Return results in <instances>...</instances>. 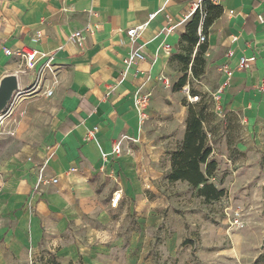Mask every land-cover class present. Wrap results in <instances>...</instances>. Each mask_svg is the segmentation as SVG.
<instances>
[{
  "label": "crops",
  "instance_id": "crops-1",
  "mask_svg": "<svg viewBox=\"0 0 264 264\" xmlns=\"http://www.w3.org/2000/svg\"><path fill=\"white\" fill-rule=\"evenodd\" d=\"M193 1L0 0V84L7 76L18 78L17 91L0 112V264H40L44 247L60 264H109L103 258L118 247L135 252L141 246L144 233L133 228L130 244L123 245L122 226L130 214L149 231L170 206L173 189L191 187L168 180L171 157L140 118L137 101L149 92L155 97L161 78L182 77L177 55L185 52L181 40L195 15ZM211 13L206 41L192 52L193 60L200 45L204 50L200 84L215 92L228 65L234 76L221 107L252 120L264 112L258 89L264 76V0H218ZM145 23L132 40L127 31ZM77 30L85 37L83 48L70 40ZM7 48L54 54L60 82L52 96L45 93L48 78L37 85L44 60L22 73ZM137 49L146 59L126 64ZM242 56L256 60L240 70ZM43 164L46 177H57V183L39 181ZM118 190L122 196L113 207ZM167 240L171 247L174 237ZM165 251L176 254L175 248Z\"/></svg>",
  "mask_w": 264,
  "mask_h": 264
},
{
  "label": "rangeland",
  "instance_id": "rangeland-1",
  "mask_svg": "<svg viewBox=\"0 0 264 264\" xmlns=\"http://www.w3.org/2000/svg\"><path fill=\"white\" fill-rule=\"evenodd\" d=\"M178 76L187 74L184 86L201 93L205 75L193 77L178 64ZM192 73V75H191ZM182 75V76H183ZM178 79L161 78L155 97L149 92L145 123L151 133L166 145L167 156L180 147L181 130L186 127L188 98ZM208 85V84H206ZM202 94V93H201ZM207 130L211 134L212 158L218 168L211 178L225 194L206 203L197 189H173V199L161 211L160 221L148 231L140 227L136 214H130L122 226L123 245L130 244L131 229L141 231L143 241L135 252L119 247L103 261L109 264H252L264 255V112L248 116L216 109L211 98L207 105ZM240 208L245 226L230 228L227 208ZM230 216L232 209L228 210ZM149 233L150 238L147 237ZM174 237L171 247L169 238ZM165 248H175L170 255ZM48 247L41 249L45 259ZM102 259V258H101ZM76 264H83L81 260Z\"/></svg>",
  "mask_w": 264,
  "mask_h": 264
},
{
  "label": "trees",
  "instance_id": "trees-1",
  "mask_svg": "<svg viewBox=\"0 0 264 264\" xmlns=\"http://www.w3.org/2000/svg\"><path fill=\"white\" fill-rule=\"evenodd\" d=\"M211 2L206 3L207 17L202 25V31L205 33L208 25L211 23L214 15L211 13ZM200 15L196 12L188 25L187 32L182 35L183 50L177 57L183 62L185 70L191 65V70L195 77L204 72L205 58L203 57V48L200 45L197 49L194 59L192 52L194 46L199 41ZM187 74H184L176 83L178 88L185 85ZM208 102L201 104L188 103V116L186 120V130L183 141L176 150L171 153V171L167 178L170 182L185 181L192 188L197 189L198 195L206 203L220 199L225 190L219 188L211 178L218 168L217 160L212 158L213 147L211 137L207 130V107ZM49 257L39 256L40 264H60L55 254L46 251ZM34 264H37L35 262ZM252 264H264V255H261Z\"/></svg>",
  "mask_w": 264,
  "mask_h": 264
},
{
  "label": "built area",
  "instance_id": "built-area-1",
  "mask_svg": "<svg viewBox=\"0 0 264 264\" xmlns=\"http://www.w3.org/2000/svg\"><path fill=\"white\" fill-rule=\"evenodd\" d=\"M217 1L218 0H194L192 2V12L194 14L196 12H199V15H200V28H199L198 43H202L206 41V38H207L206 34L203 33L202 31V25L207 17L206 3L207 2L215 3ZM155 15H156L155 13L150 14V19H152ZM146 25L147 23L141 24L140 26L136 28H131L127 31V34L133 40L140 34V32L144 29ZM37 37L40 38L41 35L38 34ZM70 40L80 48H83L85 45V37L83 36V33L81 30H77L73 32L72 34H70ZM165 47L169 49L170 45L166 44ZM5 53L7 55H14L18 57V59L20 60V65H21L19 71L22 73H26L28 70L34 69L40 60H44V62L42 63L38 71L39 73H38V78H37V85L45 83L46 79L48 78L49 82L47 83V88H46L45 93L48 96H52L54 94L55 88L60 82V76H59L60 68L53 61L54 60L53 53L43 52L37 49H26V48L18 49L15 51L11 50L10 48H7L5 50ZM232 55H233V52L230 51L228 53V56H232ZM145 59H146L145 53L141 49H137V50H134L124 61L126 64L130 65L136 61H143ZM255 60H256L255 56H251V57L242 56L239 58L238 68L240 70H243L249 66V63L254 62ZM222 72L224 73L225 78L220 84V86L212 94H209L205 90H203L201 94L197 91H192L189 88V86H184L183 91L186 94L188 101L193 104H201V103L208 102V99L211 98L215 104L216 109H219V110L222 109L221 107L222 96L225 92V89L231 83V79L234 76V70L231 69L228 65H224L222 67ZM258 89L261 93L264 94V76L262 77L258 85ZM149 101H150V95L148 93L142 94L137 101V106L139 109V116L142 120L146 119L147 117L146 110L148 108ZM2 121H3L2 116H0V125L2 124ZM97 130L98 129L95 128L94 130L90 131L89 137L95 138V133ZM209 137H211L210 133H209ZM114 152L117 154L121 152L120 144H117L115 146ZM107 157H108V154L103 153V158L107 159ZM74 170H76V168H72L71 171H74ZM39 181L57 183L58 178L57 177H54V178L46 177L45 164H43L39 168ZM121 196H122L121 190L114 192L112 200H111V205L113 207H116L118 205ZM226 208H227L226 214L229 215L228 221L230 222V226H231L230 228L234 230V229H240L244 227L245 222L242 219V211L240 210V208L237 207L233 209V206L226 207ZM229 209H232L231 216H230V212L228 211Z\"/></svg>",
  "mask_w": 264,
  "mask_h": 264
},
{
  "label": "water",
  "instance_id": "water-1",
  "mask_svg": "<svg viewBox=\"0 0 264 264\" xmlns=\"http://www.w3.org/2000/svg\"><path fill=\"white\" fill-rule=\"evenodd\" d=\"M18 89V78L16 75L5 77L0 84V112L10 102L13 94Z\"/></svg>",
  "mask_w": 264,
  "mask_h": 264
}]
</instances>
